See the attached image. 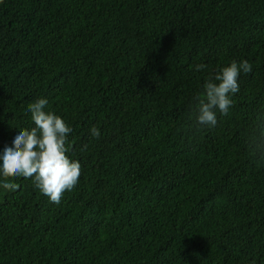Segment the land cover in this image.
<instances>
[{
    "label": "trees",
    "instance_id": "obj_1",
    "mask_svg": "<svg viewBox=\"0 0 264 264\" xmlns=\"http://www.w3.org/2000/svg\"><path fill=\"white\" fill-rule=\"evenodd\" d=\"M243 60L229 114L190 130ZM39 99L81 175L59 204L0 187V264H264V0H0V155Z\"/></svg>",
    "mask_w": 264,
    "mask_h": 264
},
{
    "label": "clouds",
    "instance_id": "obj_2",
    "mask_svg": "<svg viewBox=\"0 0 264 264\" xmlns=\"http://www.w3.org/2000/svg\"><path fill=\"white\" fill-rule=\"evenodd\" d=\"M197 71L205 65L195 66ZM251 72L247 60L232 61L229 66L210 76L203 85V98L197 97L196 107L189 123L190 130L215 127L217 113L229 114L232 106L230 94L239 92L238 78L241 73ZM46 99H39L28 106L34 127L19 130L12 147L5 148L0 155V187L15 191L19 185L12 178L32 179L34 186L51 203L59 204L65 192H71L79 182L81 165L67 155V137L72 132L59 116L45 112ZM91 136L99 138L96 127L90 129ZM252 155L264 156V138L253 137L248 144Z\"/></svg>",
    "mask_w": 264,
    "mask_h": 264
}]
</instances>
